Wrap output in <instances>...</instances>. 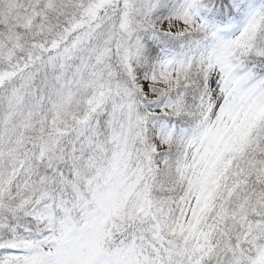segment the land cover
Listing matches in <instances>:
<instances>
[{"label":"snow or ice","instance_id":"1","mask_svg":"<svg viewBox=\"0 0 264 264\" xmlns=\"http://www.w3.org/2000/svg\"><path fill=\"white\" fill-rule=\"evenodd\" d=\"M0 264H264V0H0Z\"/></svg>","mask_w":264,"mask_h":264}]
</instances>
